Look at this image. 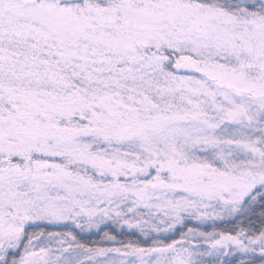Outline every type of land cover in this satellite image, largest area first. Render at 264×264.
Here are the masks:
<instances>
[{"label": "snow or ice", "instance_id": "obj_1", "mask_svg": "<svg viewBox=\"0 0 264 264\" xmlns=\"http://www.w3.org/2000/svg\"><path fill=\"white\" fill-rule=\"evenodd\" d=\"M0 264H264V0H0Z\"/></svg>", "mask_w": 264, "mask_h": 264}]
</instances>
